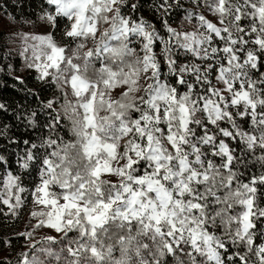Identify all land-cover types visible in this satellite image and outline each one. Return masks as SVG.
Returning a JSON list of instances; mask_svg holds the SVG:
<instances>
[{"label":"snow or ice","instance_id":"snow-or-ice-1","mask_svg":"<svg viewBox=\"0 0 264 264\" xmlns=\"http://www.w3.org/2000/svg\"><path fill=\"white\" fill-rule=\"evenodd\" d=\"M16 23L0 63L37 87L0 102V214L30 200L16 235L58 237L15 264H264V0H42Z\"/></svg>","mask_w":264,"mask_h":264},{"label":"trees","instance_id":"trees-1","mask_svg":"<svg viewBox=\"0 0 264 264\" xmlns=\"http://www.w3.org/2000/svg\"><path fill=\"white\" fill-rule=\"evenodd\" d=\"M41 5L42 0H0V9H3L0 10V18L6 17L15 23L16 21L21 20V18L35 19L36 14L41 10ZM174 26L184 27L185 25H182L180 20H177V22L173 24V27ZM187 27H191V25H187ZM10 31V28L0 29V54H2L6 48L16 46L9 43L12 38V33H10ZM156 51H159V49L157 48ZM9 61L12 62L14 67V71L11 75L9 74L8 68L6 66ZM15 76H20L25 79L26 85H19L14 79ZM23 87L33 89L37 87V83L34 80V72L33 70L25 68L22 57L13 54L8 58V61L0 63V102H5L12 105L13 107L17 105H27L29 101L32 100V97L28 96L25 98V91L22 90ZM8 115L10 116L11 112H9ZM0 122L15 123L14 121L8 120L7 116L5 115H0ZM12 131L16 132V128H13ZM20 131H23V128H21ZM65 133H67V128H65L62 132V134ZM68 138L69 136L66 135V139ZM11 159L13 162V168H15L14 154L12 155ZM31 210L32 209L30 208L28 202L27 208L21 212L19 218H9L3 214H0V260L7 258L12 260L13 264H15L18 253L29 252V243H36L42 238L44 228L39 229L34 233L31 242L26 238H20L16 235L17 233L24 232L26 228L31 230V223H35V221H32L31 223L29 221V212ZM6 237L10 240L11 247L4 243V239Z\"/></svg>","mask_w":264,"mask_h":264},{"label":"rangeland","instance_id":"rangeland-1","mask_svg":"<svg viewBox=\"0 0 264 264\" xmlns=\"http://www.w3.org/2000/svg\"><path fill=\"white\" fill-rule=\"evenodd\" d=\"M208 18L209 19H212V20L215 19L211 15H208ZM184 27H187V25H185ZM2 28H6V29H9L10 28V30H11L10 33H14L16 31H19L20 30V25L17 24V23H15V22H13L9 18L1 17L0 18V29H2ZM46 28H47L46 25H42L40 22H38L36 27L27 26V27H24L23 30L26 31V32L27 31H30V32H33L35 34H43V32L46 30ZM191 28H192V26L191 27H188L189 30H191ZM29 206H30L31 209L33 208V205L31 204V201L30 200H29ZM45 235H52V236H57L58 237V234L57 233H55V232H53V231H51V230H49L47 228H44L43 233H42V237L45 236Z\"/></svg>","mask_w":264,"mask_h":264}]
</instances>
